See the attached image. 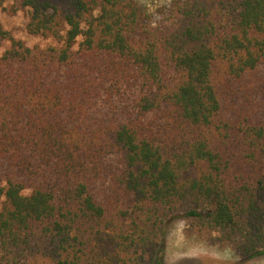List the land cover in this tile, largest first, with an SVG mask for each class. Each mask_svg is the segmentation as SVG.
<instances>
[{"label": "trees", "instance_id": "obj_1", "mask_svg": "<svg viewBox=\"0 0 264 264\" xmlns=\"http://www.w3.org/2000/svg\"><path fill=\"white\" fill-rule=\"evenodd\" d=\"M0 264H163L165 227L264 258V0H0Z\"/></svg>", "mask_w": 264, "mask_h": 264}, {"label": "rangeland", "instance_id": "obj_2", "mask_svg": "<svg viewBox=\"0 0 264 264\" xmlns=\"http://www.w3.org/2000/svg\"><path fill=\"white\" fill-rule=\"evenodd\" d=\"M148 11L156 13L172 0H137ZM27 14L20 11L9 14L0 9V22L15 37L24 40L28 45L47 46L52 40L34 36L27 32ZM5 46L0 47V54ZM187 220L183 216L170 219L165 227V252L161 254L163 264H264V258L245 259L231 248L214 245L196 233H187Z\"/></svg>", "mask_w": 264, "mask_h": 264}]
</instances>
